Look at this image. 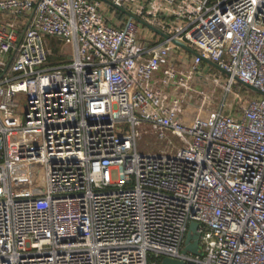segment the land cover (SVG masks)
Here are the masks:
<instances>
[{"label":"built area","instance_id":"1","mask_svg":"<svg viewBox=\"0 0 264 264\" xmlns=\"http://www.w3.org/2000/svg\"><path fill=\"white\" fill-rule=\"evenodd\" d=\"M0 12V264H264V0Z\"/></svg>","mask_w":264,"mask_h":264},{"label":"rangeland","instance_id":"2","mask_svg":"<svg viewBox=\"0 0 264 264\" xmlns=\"http://www.w3.org/2000/svg\"><path fill=\"white\" fill-rule=\"evenodd\" d=\"M111 5L108 3V2H104L102 3V9H110ZM120 16V15H119ZM121 17V16H120ZM124 16L122 15V18ZM149 28L146 27V26H141V29H140V36L141 38H146L148 36V33H149ZM47 42L49 44V47L50 49L52 50L53 54H54V58L57 57L59 54L58 52H63L65 50H69V48L65 47L63 45V42H61L58 38H54V37H48L47 38ZM190 56H192V53H188ZM222 81L224 82L225 81V76H223V79ZM245 89H243L244 91ZM249 95V94H248ZM251 95V94H250ZM252 97V96H250ZM141 138L139 139V148L141 150L143 149H147V150H158L160 149L161 146H163V143L162 142H159L158 139H156V137L154 135H152V133L150 132V130L143 126V131H142V134L140 136ZM198 238H199V235H198ZM198 247L200 248V245L198 244Z\"/></svg>","mask_w":264,"mask_h":264},{"label":"water","instance_id":"3","mask_svg":"<svg viewBox=\"0 0 264 264\" xmlns=\"http://www.w3.org/2000/svg\"><path fill=\"white\" fill-rule=\"evenodd\" d=\"M106 2H108V1H106ZM108 3L110 5H112L113 7L117 8L116 6L111 4L110 2H108ZM117 9L121 13L123 12V13L127 14L130 18H135L132 15H130L129 13H127L123 8L122 9L117 8ZM176 43L182 46V44H180L178 42H176ZM254 90L257 91L256 89H254ZM196 227H197V222L196 223H192L190 225L189 230H188V232L186 234V237H185L186 238L185 246L182 249L183 253L186 252V251H189V252L194 253V254H197V253L199 254L200 253V248L198 247L199 238H198V233H197ZM160 264H183V261L182 260L173 259V258H170V257H164Z\"/></svg>","mask_w":264,"mask_h":264},{"label":"crops","instance_id":"4","mask_svg":"<svg viewBox=\"0 0 264 264\" xmlns=\"http://www.w3.org/2000/svg\"><path fill=\"white\" fill-rule=\"evenodd\" d=\"M8 16L3 12H0V25L4 22V20H7Z\"/></svg>","mask_w":264,"mask_h":264}]
</instances>
